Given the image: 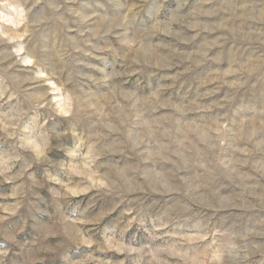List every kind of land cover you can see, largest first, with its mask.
Masks as SVG:
<instances>
[{"label": "rangeland", "instance_id": "obj_1", "mask_svg": "<svg viewBox=\"0 0 264 264\" xmlns=\"http://www.w3.org/2000/svg\"><path fill=\"white\" fill-rule=\"evenodd\" d=\"M0 264H264V0H0Z\"/></svg>", "mask_w": 264, "mask_h": 264}]
</instances>
